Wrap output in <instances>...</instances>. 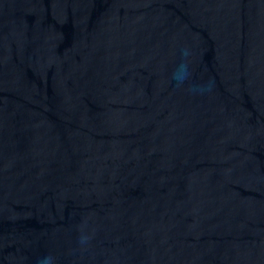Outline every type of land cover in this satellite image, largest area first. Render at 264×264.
<instances>
[{
  "label": "water",
  "instance_id": "water-1",
  "mask_svg": "<svg viewBox=\"0 0 264 264\" xmlns=\"http://www.w3.org/2000/svg\"><path fill=\"white\" fill-rule=\"evenodd\" d=\"M48 256L264 264V0H0V264Z\"/></svg>",
  "mask_w": 264,
  "mask_h": 264
},
{
  "label": "clouds",
  "instance_id": "clouds-1",
  "mask_svg": "<svg viewBox=\"0 0 264 264\" xmlns=\"http://www.w3.org/2000/svg\"><path fill=\"white\" fill-rule=\"evenodd\" d=\"M188 50L185 49L183 50V55L187 56ZM187 77V65L182 63L179 68L178 71L174 74V79L177 80L178 83H182ZM40 264H53V258L51 256L48 257H44L41 261Z\"/></svg>",
  "mask_w": 264,
  "mask_h": 264
}]
</instances>
